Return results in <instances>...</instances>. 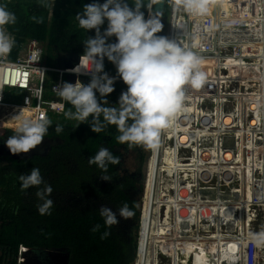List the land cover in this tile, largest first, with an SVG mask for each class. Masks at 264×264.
I'll return each instance as SVG.
<instances>
[{"label":"trees","instance_id":"trees-1","mask_svg":"<svg viewBox=\"0 0 264 264\" xmlns=\"http://www.w3.org/2000/svg\"><path fill=\"white\" fill-rule=\"evenodd\" d=\"M91 2L0 0L16 16L15 23L7 26V31L15 38L10 58L15 57L22 41L34 38L45 52V66L64 68L62 64L67 61L71 66H76L84 52L83 42L88 36L95 35L94 29L87 31L79 26L76 13L82 11L84 4ZM129 6H133L131 0ZM141 11H144L147 18V9L142 8ZM159 15L164 29L165 10ZM34 16L42 18V22L37 23L32 19ZM100 27L103 32L107 27L106 18ZM157 35H164L163 30ZM108 39L109 42L116 41L114 35ZM104 71L109 76L117 77L114 91L106 97L110 104H115L127 85L118 76L116 66L106 57ZM49 74L43 87L45 101L54 100L50 86L57 75L54 72ZM65 77L66 74L62 79ZM89 80L87 77L82 79L85 84ZM22 101L14 102L32 103L28 99L22 98ZM63 105V113L47 114L52 123L42 139V142L47 143L42 152L26 156L7 154L9 149L5 140L13 134V130L0 128V264H17L19 245L36 254L48 252L49 259L56 264H132L138 224L128 233V219L118 216L119 223L108 228L98 210L104 204L117 211L127 203L134 212L132 217L138 220L140 210L137 191L139 187L142 190V185L125 167V160L129 153L143 151L144 146L120 144L115 139L119 135L115 125H108L101 133L92 131L87 122H81L76 127L79 122L65 116V112L72 109V106L66 101H63ZM18 108L22 116H32L30 107L20 105ZM57 124L63 127L59 134L55 132ZM101 146L109 148L120 158L118 164L109 166L107 174L112 177L110 181L100 179L101 170L95 164L88 163L89 157ZM33 167L39 168L44 183L22 189L18 177L29 173ZM45 184L52 186L50 198L54 203L51 214L41 215L37 206L42 201L36 196V191ZM97 224L100 228L93 232L92 228ZM105 231L110 234L102 239L101 235ZM39 249L49 251H37Z\"/></svg>","mask_w":264,"mask_h":264},{"label":"clouds","instance_id":"clouds-1","mask_svg":"<svg viewBox=\"0 0 264 264\" xmlns=\"http://www.w3.org/2000/svg\"><path fill=\"white\" fill-rule=\"evenodd\" d=\"M41 2L54 3V0ZM157 2L131 0L133 6L130 7L129 0H103L102 3L92 0L76 13L79 26L87 31L94 29L95 35L88 36L83 42L85 47L80 61L69 71L90 73V80L85 84L78 75L74 83L61 81L53 88L74 109L65 112V116L78 121L76 127L81 122H87L92 131L101 133L108 125H115L119 133L115 139L120 144L155 148L161 131L168 128L183 109L186 89L198 90L205 84L207 73L203 70V58L175 38L157 35L163 28L160 15L153 11ZM176 4L187 15L201 18L207 16L211 0H176ZM142 8L147 9V18ZM105 18L107 27L102 32L100 26ZM32 19L42 22L40 17ZM15 21V14L8 10L6 4L0 3V57L7 56L15 44V38L7 31V26ZM113 35L116 41L109 42L108 38ZM105 57L116 66L118 76L127 85L115 104L106 99L107 94L114 91L117 77L104 71ZM51 123L46 114L36 118L22 116L5 144L13 154L27 153L41 144ZM62 131V125L57 124L55 132L59 134ZM119 162L120 158L103 146L88 159L90 165L95 164L101 170L99 177L105 181L112 179L107 174L109 166ZM18 179L22 189L44 183L36 167L27 174H21ZM52 191V186L48 184L37 189L36 196L42 201L37 206L39 214H51L54 203L50 198ZM98 211L108 228L119 223L118 216L128 219L134 215L127 203L117 211L102 204ZM99 228V224L94 225L92 231ZM109 234L105 231L101 238ZM248 241L257 249H264V230L250 232Z\"/></svg>","mask_w":264,"mask_h":264},{"label":"bare ground","instance_id":"bare-ground-1","mask_svg":"<svg viewBox=\"0 0 264 264\" xmlns=\"http://www.w3.org/2000/svg\"><path fill=\"white\" fill-rule=\"evenodd\" d=\"M251 14H252V12H251ZM175 28H176V24H175V21L173 18L172 30H174ZM262 41H263V43L260 42L261 43L259 45L260 49H258V52H257V54L260 53L261 56L264 55V50H263L264 35H262ZM223 56L224 55H222V57ZM224 65H225V63H224ZM244 69H246V68H244ZM209 80L215 81L212 78L206 79V81H209ZM205 91L206 92H202V90H200V92L198 94L199 98H202L203 95H206V100L214 98V100H215L214 102L216 103L217 108H218L219 107L218 102L220 99V96L218 95L219 93H216L214 91L212 93V92L208 91V89H206ZM207 94H208V96H207ZM189 97H191V96H189ZM195 97H197V96H195ZM256 98H254V100H256ZM249 99H253V98L251 97ZM223 100H224V98H223ZM245 101H243V102H245ZM255 102H256V105H258L257 104L258 101L256 100ZM248 103L250 104L249 109L254 108L253 103H250V102H248ZM244 104L245 103H243V105ZM188 107H190L191 111L193 112L192 114L194 116L195 115L197 116V118L194 119L193 122L191 121V118L189 117V110L190 109ZM245 107H248V106H245ZM236 109L237 108L235 107V110ZM213 112H214L213 105L209 104V101L208 102H202V101L196 102V105H195V102L193 103V105H192V103H189L188 106L184 105L183 109L181 110L180 113H178L177 117L170 124V126L161 131V135L159 138L158 145L155 148L151 149V155L148 158L149 160L146 164V172H145V179H144V186L145 187L141 191L142 192V194H141L142 195V201L140 203L141 207H140L139 233H138V238H137V247H136V252L134 255L133 264H160L159 256L161 254H164V253L169 254L168 255L170 257L169 258V260H170L169 264H226L225 258H227V256L230 254V252L236 251L237 248H239L238 246H240V248H241L240 240L241 239L243 240V235L236 234V235H233L231 237L228 236V234H224L223 236L221 235L222 237L219 235L221 238H223V241H224V242H221L218 240V235L216 236L215 234H213L214 229L216 227L215 211L221 213L220 217H224V218L229 217L230 218L232 216V213H230L231 210L227 207V205H225L226 201L225 200L221 201L223 199L221 197H220L221 200H219L218 202L212 201V200H211L212 201L211 202L210 200H205V199L212 198L211 196L208 197L207 194L212 192V190H213L211 188V185H210V180H211V174H212V172H214L213 170H215L216 166L221 167V165L222 166L224 165L223 167H221V169L224 168L223 171L222 170H221L222 172L220 171L221 172L220 177L224 180L230 179V177L233 173V169H234V167H233L234 164H229V162L227 163V160L228 161H235V162L241 161V162L245 163V165H247V168L245 166L242 167L245 170L242 172V174L244 173L245 176H247L251 170L250 165L254 166V168H256V169L258 168L259 169L258 171H260L261 169H262L261 171H263L264 165L262 164V160H264V158L261 160V157H259L258 154H259V152H264V150H263L264 147L260 146L259 150L256 153V155L258 157H256V155L253 156L251 148H247L249 145H251V144H249V145H246L247 146L246 148L245 147L241 148V150H239L240 152L238 151L239 152L238 156H236L237 154L235 155L236 157L231 156L230 153L227 151H226L225 155H224V152H222V154L224 155L223 156L218 151L220 156L217 158L216 157L217 153L215 154L214 151L217 150L216 148H217V145L220 143V137H219V134H217L218 132L216 130L214 131V129H212V128H216L215 126L217 124V121H215V117H212V120L210 118V116L212 114L214 116L217 115V111H216V114H214ZM194 113H196V114H194ZM240 113H241V111H240ZM233 114H235V112ZM194 116H193V118H194ZM226 116L227 117H225L224 120H226L227 121L226 123H228V120H229V118H231V115L229 113ZM233 116H235V115H233ZM21 117H22V115L19 113V109H12L11 115H9V116L4 115L3 118L5 120L6 125L12 127V125L16 126V124L19 122V119ZM220 117H222V116H220ZM254 121H256V119ZM198 122H200V124ZM195 123L199 124V129L196 130V127H195V131H194L193 125ZM251 123H253V121H251ZM256 124L258 125V123H256ZM228 125H229V123H228ZM222 126H221V128H223ZM248 126H249V124H248ZM226 128H227V126H226ZM218 129H220V128H218ZM255 129H257V128H255ZM236 131H239V130H236ZM246 131L248 132V130H246ZM246 131L244 133H247ZM250 132L251 131L249 130L248 133H250ZM244 133H243V135L245 136ZM238 135H240V133ZM240 142L238 141V144ZM218 148H219V146H218ZM159 152H160V157L162 159L161 172L158 171L157 169H155L156 168L155 161L158 157ZM213 158H215V161L213 160ZM252 159H253V161H251ZM212 164H214V165L212 166ZM248 168H250V170ZM226 174L229 176H227ZM239 174L241 175V173H239ZM156 175L159 178H157ZM262 175H263V173H262ZM216 177H219V176L217 175ZM223 182L225 183V181H223ZM240 182H244V181L240 180ZM238 186H240V185H238ZM257 186H258V184H257ZM257 186H256V188H257ZM169 187L171 189H169ZM183 187H185V188H183ZM193 188H196L197 195L200 199L198 200V203L196 202V205L194 204V207L196 206L195 209H192V210L196 211V214H197V217L192 218V221L195 219L199 220V222L197 223V227H199L200 220L206 219L205 221H209L208 226H209L211 232L210 233H207V232L201 233L200 230L195 229V233H196L195 237L187 236V237H185V239H180V237H178V234L180 233V226H185L188 223V221L185 220L187 218L186 215L188 214V211H189L188 205H190V207L191 206L193 207L192 199L195 201V199H194L195 197L192 198V195H191V191ZM252 188H254V187H252ZM261 189H263V188H261ZM155 192L157 194V196L155 197V200L156 199L158 200L159 206L165 205L166 203H171V205L173 207V211L171 212L173 221H172V223H169L168 220H165V219L163 220L161 213H160V209H158V216L156 219V224L154 221L153 226L151 228V218L148 221V213L150 211L149 204L151 202V199L155 195ZM260 192H261V190H260ZM232 193H234V192H232ZM232 193H231V195H233ZM195 194H196V192H195ZM229 197H231V196H229ZM263 197H264V195H263ZM258 200H260V199H258ZM208 202H211V203H208ZM240 204L243 205L242 202ZM244 206H245V204H244ZM185 207H186V209H185ZM244 208L247 209V207H244ZM203 209L205 211H203ZM200 210H201V212H200ZM229 210H230V212H229ZM238 212H239V210H238ZM201 215L203 217H201ZM246 215H247V219L245 218V215H244L243 221H245V223H248L249 225L252 224L251 223L252 219L255 216L254 213L248 212V213H246ZM217 216H219V213H216V217ZM224 218H222V219H224ZM226 220H225V222H226ZM222 221L224 222V220H221V222ZM148 223L150 224V229L147 226ZM190 232L194 233V230H192ZM153 239H155V240H153ZM171 240H172L173 248H172V246L167 248L168 241H171ZM178 242L182 243V246L180 248H177ZM242 243L244 244V242H242ZM163 244H165V246H163ZM171 249L173 250V252H171ZM245 252H246V249H245ZM257 253L259 254L258 260H257L258 264H264V249H261V250L259 249ZM244 254H246V253H244ZM241 260H243L245 262L240 263V261L238 259L239 264H246V257H242Z\"/></svg>","mask_w":264,"mask_h":264},{"label":"rangeland","instance_id":"rangeland-1","mask_svg":"<svg viewBox=\"0 0 264 264\" xmlns=\"http://www.w3.org/2000/svg\"><path fill=\"white\" fill-rule=\"evenodd\" d=\"M165 6L167 7V5H165ZM164 10H165L166 15H167L168 8H165ZM171 11H172V9H171ZM252 11H253V14H254V12H256V10H254V8H252L249 10L248 13L250 14V12H252ZM175 14H176V12L174 11V15ZM253 14H251V18H252ZM182 25L183 24H180L179 29H182L183 32L187 33V29L184 28ZM263 26H264V20H262L259 23L253 24V25H251V23H250L246 26V28H244V31H239V34H235V36H236L234 38L235 42H236L237 38L240 37V41L243 44L246 43V40H247L248 45H253L255 47L254 52L249 53L248 54L249 56H246V58L244 59V62H242V59L240 58V56H232L233 59L230 57L229 60L232 59L233 62L224 61L225 56H223L222 58H219L220 60L215 59V61L211 60L210 59L211 57L208 56V60L210 63H212V65H215L214 64L215 62H216V64H218V61H221V62H226L225 66L223 65L222 67H220V69H218L217 66L215 65L213 67L209 66L208 69L207 68L203 69L207 73V78H212L215 81H212V80L206 81L205 84L198 90H194L191 88L186 89V95L187 96H186L185 106H188L189 103H192V105H193V103L195 102V105H196V102H200V101L208 102L209 101V104L213 105V109H214L213 113L216 114V111H217V115H216L217 117L214 116L213 114L210 116L211 120H212V117H215V121H217V124L215 126L217 129L216 128H212V129H214V131L216 130L218 132L217 134H219V137H220V143L217 145V148H216L217 150L214 151L215 154L217 153L216 154L217 158L220 156V154H222V152H224V155H225L226 151L229 152L231 156L236 157V156H238V153L240 152L239 150H241V148H244V147L246 148L247 147L246 145H249V144H251V145H249L247 148H251V151H252L253 156H254V155H256L260 146L264 147V55L261 56L260 53L257 54L258 49L256 48V45L258 43H260V42L263 43V41H262V35H264ZM195 28H196V24L193 25L192 29L189 28V32H190L189 36L191 34H193V37H194L191 39L192 44H194V39H196ZM162 30H163V32H165V28ZM164 36H165V33H164ZM226 39H229V38H226ZM178 42L183 46V43L181 41H178ZM218 43H221V42H218ZM219 47H220V45H219ZM44 53H43V60H44V55H45ZM44 63H45V61H44ZM205 63L206 62L203 60V65ZM226 66H227V68H225ZM244 68H246V69H244ZM48 77H50V74H49V76H47V78ZM4 89L5 90L11 89L8 94H5L4 100L22 101V98H21L22 92L12 89V86H11L9 81L5 82ZM206 89H208V91H210L212 93H213V91L216 93H219L220 99L218 102L219 103L218 108H217V105L214 102V100H212V98L207 99L208 101L206 100V95H203L202 98H199L198 94H199L200 90H202V92H204ZM194 95L197 97H195ZM189 96H191L192 98ZM207 96H208V94H207ZM251 97L253 99H249ZM223 98H224V100H223ZM254 98H256V100L258 101L257 102L258 105H256V102H255L256 100H254ZM243 101H245V102H243ZM31 102L33 103V101H31ZM248 102L253 103L254 108L249 109L250 104ZM243 103H245V104L243 105ZM245 106H248V107H245ZM235 107L237 108L236 110H235ZM188 108L190 109V107H188ZM240 111H241V113H240ZM234 112H235V114H233ZM192 113L193 112L190 109L189 110V117L191 118V121L193 122V120L196 119L197 116L196 115L194 116ZM227 113L228 114L230 113V115H231V118H229V120H228L229 125H228V123H226L227 121L224 120V118L227 117L226 115H228ZM194 114H196V113H194ZM233 115H235V116H233ZM193 116H194V118H193ZM220 116H222V117H220ZM255 119H256V121H254ZM251 121H253V123H251ZM198 123L200 124V122H198ZM198 123H195L194 125L192 124L194 131H195V127H196V130L199 129ZM256 123H258V125ZM219 124L221 126L223 125L222 126L223 128H221V126ZM248 124H249V126H248ZM226 126H227V128H226ZM14 127L15 126H13V125H12V127H8L5 124V120H0V128H11V129H13ZM218 128H220V129H218ZM255 128H257V129H255ZM236 130H239V131H236ZM246 130H248V132L250 130L251 132L248 133ZM245 131L247 133H244ZM239 133H240V135H238ZM243 133L245 134V136L243 135ZM238 141L239 142L241 141V142L238 144ZM46 146H47L46 141H43V142H41V144L37 145L33 149H30L27 153L21 152L19 154H14V155L26 156V155H29L31 153H35V152H39V151L42 152ZM218 146H219V148H218ZM151 149L152 148H147L144 146L143 151H139V153H137V154L136 153H129L126 157V160H125V167H127V169L130 170V172L134 175V177L136 179H138L139 185L141 183L142 190L145 187L144 186V179L142 176H145L146 164L149 160L148 158L151 155ZM263 150H264V148H263ZM218 151L220 154L218 153ZM6 153L9 155L11 154V152L9 150H7ZM258 156L261 157V160H262L264 158V152H259ZM258 156L256 155V157H258ZM213 160L215 161V158H213ZM251 161H253V159ZM228 162H229V164H234L233 173H232L230 179L224 180L220 177L221 172L224 169V168L221 169V167H223L224 165L223 166L221 165V167L216 166L215 170H213L214 172H212V174H211V180H210V185H211V188L213 190H212V192L207 194L208 197L211 196L212 198H207L205 200H210V201L212 200V201L218 202L219 200H221L220 199V197H221V198H223L221 201L225 200L226 201L225 205H227V207L231 210V212L229 210V212L232 213V216L230 218L229 217H225V218L220 217L221 213L215 211L216 227L214 229L213 234H215L216 236L218 235V240L221 242H224L223 238H221L224 234H228V236H230V237L233 235H236V234L243 235L244 241L242 239L240 240L241 248H240V246H238L239 248H237V250L235 249L236 251L230 252V254L227 256V258H225L226 264H231V263L237 264L238 259H239L240 263L245 262V261L241 260V258L246 257L247 253H248V234L252 231L264 230V204H263L264 203V197L262 195V193L264 194V180H263L264 179V172H263L264 170L261 171L262 170L261 169L260 171H258L259 170L258 168L256 169V168H254V166L250 165L251 170H250V168H248L250 170V172L247 176H245L244 173L242 174V172L245 171L242 167L245 166L247 168V165H245V163H243L241 161L235 162V161H228L227 160V163ZM214 164H212V166ZM262 164L264 165V160H262ZM155 165H156L155 169H157L158 171L161 172L162 159L160 157V152H159L158 157L155 161ZM239 173H241V175ZM262 173H263V175H262ZM217 175L219 177H216ZM227 176H229V175H227ZM141 177H142V180H141ZM156 177L159 178L157 175H156ZM239 179L241 181H244V182H240ZM223 181H225V183ZM257 184H258V186H257ZM139 185H137V188ZM238 185H240V186H238ZM256 186L258 189L256 188ZM252 187H254V188H252ZM183 188H185V187H183ZM261 188H263V189H261ZM169 189H171V188L169 187ZM260 190L262 193L260 192ZM191 192H192L191 193L192 198L195 197L194 198L195 201L192 199L193 207L192 206L190 207V205H188L189 211H188V214L186 215L187 218L185 219L188 221V223L185 226H180V233L178 234V237H180V239H185V237H187V236L195 237L196 236L195 229L200 230L201 233H206V232L210 233L211 232V230L208 226L209 221H205L206 219L200 220L199 227H197V223L199 222V220L195 219L192 221V218L197 217L196 211H194L192 209H195L196 206L194 207V204L196 205V202L198 203V200L200 198L197 195L196 188H193ZM195 192H196V194H195ZM232 192H234V193H232ZM231 193L233 195H231ZM137 194H138L137 199L139 200V210H140V207H141L140 203L142 201V195H141L142 192H141L140 187L137 191ZM156 196H157V194L155 192V195L153 196V198L151 199V202L149 204L150 211L148 213V221L151 218V228L153 226L154 221L156 224V219L158 216V209H160V213H161L163 220L164 219L168 220L169 223H172V221H173L172 214H171V212L173 211V207H172L171 203H166L165 205L159 206L158 200L157 199L155 200ZM229 196H231V197H229ZM258 199H260V200H258ZM211 202H208V203H211ZM241 202L243 205L240 204ZM244 204H245V206H244ZM243 206L247 207V209H245ZM185 209H186V207H185ZM238 210H239V212H238ZM203 211H205V210L203 209ZM200 212H201V210H200ZM248 212L254 213V215H255L254 218L252 219V222H251L252 224H250V225L248 223H245V221H243L244 215H245V218L247 219L246 213H248ZM216 213H219V216L216 217ZM201 217H203V216L201 215ZM222 218H224V219H222ZM221 220H224V222L223 221L221 222ZM225 220H226V222H225ZM217 221L218 222L220 221L221 223L220 222L218 223ZM127 222H128V225H127L128 233H131L134 226L136 224H138V228L136 229V240H135L136 247H137V238H138V233H139V222H140V211H139L138 220H135L133 217H131V218H128ZM147 226L150 229L149 223ZM192 230H194V233L190 232ZM219 235L220 236L222 235V236L220 237ZM153 240H155V239H153ZM172 240L168 241L167 248L172 246ZM242 242H244V244ZM163 246H165V244H163ZM181 246H182V243L178 242L177 248H180ZM172 248H173V246H172ZM245 249H246V252H245ZM258 250H257V252H258ZM28 252H26L25 254L26 255L30 254ZM135 252H134V254H135ZM171 252H173L172 249H171ZM243 252L246 254H244ZM26 255H25V258H26ZM168 255H169L168 253L167 254L164 253V254H161L159 256L160 264H169V262H170L169 258L170 257ZM31 264H34V263L31 261Z\"/></svg>","mask_w":264,"mask_h":264},{"label":"built area","instance_id":"built-area-1","mask_svg":"<svg viewBox=\"0 0 264 264\" xmlns=\"http://www.w3.org/2000/svg\"><path fill=\"white\" fill-rule=\"evenodd\" d=\"M166 5L170 13L166 20L165 36L175 38L177 41H181L184 47H190L196 51L206 62L203 65V69H208L209 66H215L209 62L208 56L211 57V60L215 61V59L222 58V55H224V61L229 62H233L232 59L229 60V57L240 56L242 62H244L246 56L254 52L255 47L253 45H248L247 41L243 44L240 41V37L237 38L235 42L234 38L236 37L235 34H239V31H244V28H246L248 24L251 23V25H253L264 20V0H211V6L207 16L201 18H193L187 15L182 8L177 6L176 0H166ZM252 8H254L256 12L253 14L252 11L253 16L251 18V12L250 14L248 12ZM174 11L176 12L175 15ZM173 18L176 24L174 30H172ZM180 24H183L182 26L187 29V33L179 29ZM194 24H196V39H194V44H192L191 39L194 37L193 34L189 36V28L192 29ZM260 44L261 43H258L256 45L257 49H259ZM34 55L35 59H33ZM42 57V45L34 38H27L22 41L14 58H10V53L5 57H0V89H2V92H0V96H2V98H0V114H7L9 116L13 109V105L30 106L33 114H35L34 118L50 112L57 114L63 113L64 105L62 101H58L55 97L53 98L54 100L49 101L43 99V87L47 80V76H49V72L57 74V79L50 86V90L54 95L57 94V92L53 90L54 86L60 82V79L62 80L65 74L74 75V79L68 81L72 83L76 81L78 75L81 81L84 77L90 78V73L76 74L69 71L74 66L71 68L47 67L43 64ZM224 63L226 62L218 61V64H216V62L214 64L220 69ZM225 68H227V66ZM6 81L10 82L12 89L22 92V98L24 100L35 98L36 101L34 103H17L4 100L5 94H8L11 90L4 89ZM212 100H214V98H212ZM262 195L264 194L262 193ZM27 250V247L19 245L17 251V264L23 263L24 258L22 253ZM258 255L257 248L248 241L246 264H258Z\"/></svg>","mask_w":264,"mask_h":264},{"label":"flooded vegetation","instance_id":"flooded-vegetation-1","mask_svg":"<svg viewBox=\"0 0 264 264\" xmlns=\"http://www.w3.org/2000/svg\"><path fill=\"white\" fill-rule=\"evenodd\" d=\"M65 68V67H64ZM71 75V74H70ZM27 251H29V250H27ZM26 251V252H27ZM37 251H40V249L39 250H37ZM42 252H44V251H49V250H41ZM42 252H40V253H42ZM28 253H30V254H25L26 255V258L24 259V262H25V264H31V261L34 263V264H56L55 262H52L50 259H49V257H48V252L47 253H44V254H36L35 252L34 253H32V252H28ZM24 255V256H25ZM30 255V256H29ZM36 259V260H35ZM35 260V261H34Z\"/></svg>","mask_w":264,"mask_h":264},{"label":"water","instance_id":"water-1","mask_svg":"<svg viewBox=\"0 0 264 264\" xmlns=\"http://www.w3.org/2000/svg\"><path fill=\"white\" fill-rule=\"evenodd\" d=\"M165 5H166V0H158V2L157 3H155L154 5H153V11L154 12H156L157 14H161L163 11H164V9H165ZM169 13H170V10L168 9V13H167V15H166V20H167V18H168V15H169ZM63 65V67H65V68H71L72 66H71V63L70 62H65V63H63L62 64ZM68 76V75H67ZM71 77H72V79L71 80H73L74 79V75H70ZM143 179H145V176H143ZM142 191V190H141ZM41 251V250H40ZM44 252H46V251H44ZM23 264V263H22Z\"/></svg>","mask_w":264,"mask_h":264},{"label":"crops","instance_id":"crops-1","mask_svg":"<svg viewBox=\"0 0 264 264\" xmlns=\"http://www.w3.org/2000/svg\"><path fill=\"white\" fill-rule=\"evenodd\" d=\"M57 75V74H56ZM72 79V77L70 76V74L67 76V77H65L64 79H60V82L61 81H69V80H71ZM42 96H43V94H42ZM35 97H36V94H35ZM52 97H58L59 99H58V101H62L63 102V100L59 97V95L58 94H56V95H54L53 93H52ZM37 100H38V98H37ZM31 101H33V103L36 101L35 100V98H33V99H31ZM20 106V105H19ZM23 106H26V105H23ZM13 107V109H19L18 108V106L17 105H13L12 106ZM27 107H30V106H27ZM31 108V107H30ZM32 109V108H31ZM12 112V111H11ZM48 114H52L51 112L50 113H48ZM54 114H57V113H54ZM61 114V113H60ZM4 115L6 116L7 114H1L0 115V120H4ZM11 115V114H10ZM47 115V114H46ZM34 116H35V114H33V112H32V118H34ZM6 124V123H5ZM8 126V125H7ZM8 127H10V126H8ZM28 252V251H27ZM26 252H24V253H22V256L25 254ZM23 258L25 259V256H23ZM36 260V259H35ZM34 260V261H35ZM23 264H25V262L23 261Z\"/></svg>","mask_w":264,"mask_h":264}]
</instances>
